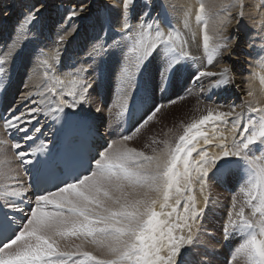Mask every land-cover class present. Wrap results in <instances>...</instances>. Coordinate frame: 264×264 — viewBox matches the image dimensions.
I'll use <instances>...</instances> for the list:
<instances>
[{"label": "snow or ice", "instance_id": "6c2138e0", "mask_svg": "<svg viewBox=\"0 0 264 264\" xmlns=\"http://www.w3.org/2000/svg\"><path fill=\"white\" fill-rule=\"evenodd\" d=\"M44 7L38 3L29 8L25 16L29 26ZM111 7L118 9L116 17L108 19L107 31L112 35L97 33L87 55L102 58L120 52L122 83L126 86L131 87L152 60L158 63L161 92L183 68L198 59L202 62L190 76L193 82L215 78L209 90L224 91L235 83L230 63L219 71L209 67L225 54L231 56L241 37L223 33L210 37L208 10L203 2L195 10V21L202 25L203 57L190 53L188 40L172 26L161 0H114ZM222 7L227 10V6ZM86 8L68 9L66 19L79 17ZM105 8L111 10L107 5ZM190 16L191 11L185 14V30L190 27ZM243 19L241 5L236 17L237 33ZM113 24L119 26L114 32ZM22 29L23 26L18 35ZM258 38L264 41V36ZM65 40V36H59L57 44L62 45ZM249 47L264 65V43L259 48L250 43ZM10 57L14 58L12 51L0 59V74L6 75L4 65ZM60 57L57 47L49 59L58 62ZM49 59L41 61L46 77L52 67ZM87 71L81 67L70 74L66 91L65 80L54 77L53 86L38 93L39 100L31 93L25 97L33 105L26 113L16 114L10 109L9 116L0 117L9 138L19 134L11 147L24 171L29 172L28 166H32L37 180L43 174L50 181H58L54 190L29 193L19 182L8 185L6 181L15 178L0 167V264H211V259L203 258L207 252H199L203 247L201 217L210 203L206 190L210 182H226L238 174L237 183L244 198L238 201L233 197L232 211L221 228L225 242L239 238L229 264L238 257L243 258V264H264V106L253 107L245 101L208 107L207 114L184 127L174 146L165 141L163 149H152L153 155L117 147L116 141L93 151L87 141L94 129L84 108L91 103L92 86L84 78ZM247 96L251 99L254 93L249 91ZM66 97H71V101ZM175 103L176 100L168 101ZM166 106L153 105L132 134L123 135L122 140H132ZM101 110L96 108V112ZM127 111L125 103L117 116L123 117ZM40 113L60 126L57 142H50L53 147L49 149L41 141L25 151L24 145L35 143L36 134L41 132L40 127L30 130L27 126ZM228 124L231 127L227 135L218 130ZM208 125L212 126L211 135L203 130ZM95 134L99 135L98 129ZM210 147L215 150L209 151ZM6 160L0 155V165H5ZM194 181L203 195L202 207L192 194ZM69 237L80 239L81 243L72 246L65 242ZM85 244L93 245L101 255L84 250Z\"/></svg>", "mask_w": 264, "mask_h": 264}, {"label": "bare ground", "instance_id": "6f19581e", "mask_svg": "<svg viewBox=\"0 0 264 264\" xmlns=\"http://www.w3.org/2000/svg\"><path fill=\"white\" fill-rule=\"evenodd\" d=\"M5 1H8L10 3L4 4ZM53 1L55 2L58 1V2L53 4L52 11L46 10V8H48L50 3H52ZM81 1L82 0H1L4 14H0V21L2 22L0 23V58L3 59L5 53H8L9 51H12L13 57L17 58V65H20V67L19 68L17 67L15 69L14 74L11 73L10 80L13 78V76H16L17 80H20V78L23 76L22 72H24L26 77H28V83L22 81V89L20 93L22 94V96L21 98H19L18 103L16 105V109H19L17 114L21 112L26 113L27 109L33 106L31 104V101L26 100L25 97L28 94H30L31 91H34L35 88L37 87H38L37 91L39 89V92H43L46 87L53 86L54 77H59L60 79L65 80L64 90L66 91L67 87L70 86L68 85V81L71 79L70 74L75 73L76 70L81 67L88 69V71L85 73L84 78H86L87 80L88 79L89 80L92 79L93 81L95 80V82L99 87L115 88L117 86L116 91L111 90L112 94L113 92L115 93V101L113 103L115 109L122 111V106L126 103L127 108L129 110V107H131V105L133 104L136 95L139 89H141L142 85L137 83V80L134 84L131 85V87H128L124 83H122V81L124 80V75L121 72V67L123 65V58L121 53L115 51L111 52L110 54L106 55L105 58L102 57L104 58L103 60L101 59V57L89 58L87 55V53L91 48L92 38L95 35H97V33H99L102 36L112 35L111 32L107 31L108 19L110 16L115 18L118 9L113 8L109 11L108 9L101 7L97 11H91L89 14V18H87L89 9L93 7L92 3L94 2L98 3L100 0H85L84 3L78 6V4ZM108 2H109L108 5L112 6L114 0H108ZM161 2L165 5L167 9L168 18L172 26L178 29L181 33H183L184 38L188 40V46H189L188 50L193 56L196 55L197 57L204 56L203 41H202L203 34L201 32L202 25L198 24L195 21V10L198 7L199 2H203L206 6V9L208 10L207 33L210 37L216 38L221 33L225 35L238 34L241 37L239 44L234 48L233 54L231 56L225 54L223 58H221L216 62L217 66L209 67V70L211 71H219L224 66L225 63H230L232 65L234 70L233 78L235 83L228 89V92H223L218 95L212 94L211 96L210 94L211 90H209V84L212 83L215 78H205L203 82H193L191 79L184 80L183 78H180V77H190L191 74H189V71L199 65V63L201 62V60L199 59L190 62L191 64L190 67L183 68L169 83L167 89L162 92V95H168L170 98L177 97V99H179V97L181 96L184 97L185 95H187L185 91V87L189 88V90H191V92L193 93V95H191L190 97L183 99L182 102L175 103V104L193 103L191 118L189 120H185L184 121L185 123H182L181 121L179 123L180 124L179 129L182 130L193 120L199 119L201 115L207 114L206 109L208 107L217 106L215 103L210 102V100L212 101L228 100L229 102L227 105L232 104L233 102L239 105L242 102L248 101L252 104L253 107L264 106V83H262V80H264V65H260L259 60L255 57L254 49L249 47L250 43H254L256 48H259L261 44L264 43V41L258 38L259 36H264V2H262V0H240V3H236V4H233L232 0H161ZM36 3L37 4L42 3L45 5V7L41 10L36 20L41 26V28L42 27L45 28L47 25V27H50L51 30L53 31L52 32L53 38L50 41V37H49L48 40V42L51 43L53 46L52 45L50 46L48 42L45 43L44 41L38 40L39 38L36 37L37 35L35 36L34 34L35 31L34 29L35 28L37 29L36 24H35V28H33L31 25L29 26L27 24L25 19H23L28 13L29 8H31L33 5H36ZM241 5H243L244 19H243V23L240 26V30L237 33L235 31L236 17L237 14L241 11ZM80 6H87L86 11L81 13L79 17L73 18L71 21L67 20L66 19L67 10L74 7L78 9ZM222 6H227V10H225V8ZM21 10H22V14H21ZM18 11L20 12L18 13ZM189 11H191V16L189 17L190 27L188 30H185L183 27V21L185 19V14ZM153 15H156V13L154 12ZM19 17H20V22L22 23L17 26L16 22L17 20H19ZM22 26H23L22 34L18 35V32L21 31ZM62 26L63 28L61 29ZM79 26L80 29L78 32H76V35L69 37L71 34H73V32L77 30ZM118 27H119L118 25L113 24V32L116 31ZM4 32H7V37L3 36ZM62 35L66 37V40L62 45H58L57 41L59 39V36ZM11 37L14 39H12ZM41 37L44 38V35L41 34ZM57 47H59L61 50V57L58 62L49 59V57L55 53ZM80 49H82L81 52L79 51ZM41 53H43V55H41ZM11 58L12 57H10L9 59ZM44 59H49V63L52 65V67L48 69L47 77L45 76V68L41 63V61ZM11 61L12 60H10L9 64H11ZM33 67H37L38 69L33 70L32 69ZM157 69H158L157 61L152 60L151 62L147 63L144 66L143 70L140 72V74L142 73L145 79L148 78V80L146 81L149 83V85L160 84V76ZM31 82H33L34 84H32ZM90 84H93V82L92 83L90 82ZM180 85L185 86L184 90H181ZM23 86L26 87L25 89L26 92L23 90ZM57 87L59 91L60 88L59 86ZM174 87L177 89H175L170 93H167V91L170 88H174ZM201 87H203L205 91L201 92ZM105 90L107 91V89ZM249 91H252L254 93V97L251 99L247 96V93ZM33 98L39 100V97L38 98L34 97V95ZM157 98L158 100L160 99L159 94ZM49 99H51V97H49ZM66 99L71 101V99L67 97ZM108 102L110 101L108 100ZM52 106L54 107V104ZM96 106L98 105H95L94 107L95 109L97 108ZM98 107H100L102 110L100 112H97L98 115L96 116L98 117L95 119H100V121L102 122L104 121V131L107 134L108 141L117 138L119 136L122 137L123 132L120 131V133H118L116 131V128L119 127L121 123H123L124 118L116 116V118H114L113 120H109L111 115L108 116L106 111L110 110V108L108 107L107 109L106 104L99 105ZM84 108L87 109L86 106H84ZM92 108L93 106L91 107V109ZM224 110H227V107H225ZM66 111L71 112L69 109H66ZM121 111H118L116 113H119ZM111 112H113V110ZM116 113L113 112V114ZM91 114L92 112L88 111V115L92 116ZM38 115H41V117L39 118L40 121L38 122L37 119L33 120L32 124L34 122H37L38 127H40L41 129L45 125H49V123L51 122L50 118H45L42 113ZM247 115H252V114L246 113V116ZM108 122L114 125V129L112 131H108L106 129V124ZM244 122L246 123L247 119H245ZM32 124H30V126H32ZM211 127H212L211 125H208L203 130L207 131L209 135H211ZM230 127H231L230 124L222 125L219 127L218 130L223 131L224 134L227 135L230 130ZM171 132H168L167 135H165V138L172 146H174L175 142L173 136L175 135L172 134L176 133L177 131L172 130ZM137 139L131 141L130 147H133L140 151H144L148 155L154 154L152 151L153 148L159 151L163 149L165 146L164 145L161 149H159L156 148L154 144H152L153 146L151 145L148 148H141L137 144L136 141ZM126 143L127 142L125 141H121L120 143H116V146L119 147L120 144H126ZM214 150H215L214 148L211 147L209 148V151H214ZM0 153H6V150L0 148ZM9 153L10 155L12 154L13 156V158H9V160L17 161L15 159L14 150L9 151ZM261 163H264V161H261ZM0 167H4L6 171H9V174L11 172L16 171L19 168H22L20 164H12V163L8 164V159L6 160L5 165H0ZM238 179H239V174L233 176V178H231L226 182L209 183V187H214V189L217 192H222L221 190L225 186L236 185L234 192L232 193V195H229L228 197L230 202L227 201L224 203V206L228 208L229 212L232 211L234 196L237 197L238 201H242L244 198L242 192L240 191V186L237 183ZM193 187L195 189L193 188L192 194L196 197L199 206L202 207L203 195L200 192L198 183L194 181ZM206 194H208L207 191ZM212 199L213 198L211 196L208 209L205 215L201 217L202 222L206 223V225L202 224L203 241L201 242L203 244L206 243V246L200 248L199 252L200 253L207 252L208 255L204 256L203 258L206 260L211 259V264H222L223 263L222 257H224L225 252L220 245L222 241H217L218 238L221 240L222 227L216 228L215 224L216 221H218L217 218L213 220H209L208 217H206L207 213L218 210L214 208L216 204L214 205ZM172 202H174V200ZM222 203L223 202L221 201L220 204ZM247 212L248 209H246V213ZM221 215L223 216V220H224L223 223H224L227 218V213L226 212L221 213ZM214 227H215V231H214L215 239L213 238L212 241L210 242L208 236H205L204 233L210 234L211 231L213 232L212 228ZM232 239L235 240L233 244L237 245L239 243V240L235 239L234 237ZM65 242L70 243V245L72 246H75L76 244L81 243V240L74 237H69ZM92 247L94 250L92 249ZM209 247L212 249L211 251L206 249ZM84 249L89 250L92 253L95 250H97L91 244H85ZM215 249H219L220 253L214 252ZM97 252H98L97 256H100L101 255L100 251ZM238 260L242 261V258H239Z\"/></svg>", "mask_w": 264, "mask_h": 264}, {"label": "rangeland", "instance_id": "374dc122", "mask_svg": "<svg viewBox=\"0 0 264 264\" xmlns=\"http://www.w3.org/2000/svg\"><path fill=\"white\" fill-rule=\"evenodd\" d=\"M58 2V1H57ZM57 2H55V1H53L52 3H50V5H49V7L48 8H46V10H50V11H52V6H53V4L54 3H57ZM72 2V1H71ZM85 2V0H82L79 4H78V6L79 5H81L82 3H84ZM8 3H10V2H8V1H5V3L4 4H8ZM96 2H94V3H92V8L91 9H89V12H88V14H87V18H89V14H90V12L91 11H97V10H99V8H101V7H104L105 8V6L107 5V6H109V9H113L110 5H108V0H100L98 3H96ZM37 4V3H36ZM98 5V6H97ZM59 6H60V4H59ZM20 11H18V13H19ZM17 13V14H18ZM0 14H4V10H3V5L1 4V0H0ZM21 14H22V10H21ZM27 15V14H26ZM4 16V15H3ZM23 19H25V17L23 18ZM18 22H19V24H18ZM0 23H2L1 21H0ZM22 22H20V17H19V20H17V22H16V24H17V26L18 25H20ZM35 24H36V27H37V29L35 28ZM38 25V26H37ZM26 26V25H25ZM31 26L33 27V28H35L34 30L36 31H34V34H35V36L36 37H38L37 39L38 40H41V41H44L45 43H47L48 42V40H49V37H50V41H51V39L53 38V31L51 30V28L50 27H47V25H46V27L45 28H41V26L39 25V23L37 22V20H35L32 24H31ZM26 28V27H25ZM41 28V29H40ZM63 28V26L61 27V29ZM47 29V30H46ZM79 29H80V26L77 28V30L75 31V32H73V34H71L69 37H72L73 35H76V32H78L79 31ZM44 30V31H43ZM69 32V31H68ZM41 34H43L44 35V38H42L41 37ZM3 36H6L7 37V32H4V35ZM14 36V35H13ZM12 36V37H13ZM11 37V38H12ZM41 38V39H40ZM12 39H14V38H12ZM68 41V40H67ZM49 43V42H48ZM67 43V42H66ZM65 43V44H66ZM49 45L51 46L52 44L51 43H49ZM53 46V45H52ZM65 46V45H64ZM240 46H241V44H240ZM7 47V46H6ZM80 52L82 51V49H80L79 50ZM64 53V52H63ZM2 56V55H1ZM196 57H197V55H196ZM16 58V57H15ZM15 58H11V59H7L6 61L7 62H5V65L6 66H4L5 68H6V71L8 72V73H15V69L18 67H20V65H17V58L15 59ZM104 58H105V56H104ZM104 58H101L102 60L104 59ZM1 59V58H0ZM4 59V58H3ZM13 59H14V61H13ZM10 60H12L11 61V64H9L10 63ZM16 60V61H15ZM245 61V60H244ZM202 62V61H201ZM201 62L199 63V65L198 66H196V67H194V69H191L190 71H189V74H192V73H194L195 72V70L197 69V68H199L200 67V65H201ZM244 63V62H243ZM243 63H242V66H243ZM14 64V65H13ZM12 66V67H11ZM215 66H217V63L215 64ZM14 72H13V71ZM10 71V72H9ZM141 75H142V73H141ZM143 76V75H142ZM90 78H92V77H90ZM99 78V77H98ZM139 78V77H138ZM144 78V77H143ZM180 78H183L184 80H190V77H180ZM85 80H87L86 78H85ZM146 80H148V78H146ZM89 81V82H88ZM87 82L90 84V82L92 83L93 82V84H91V88H90V101H92L93 100V98H94V100L90 103V104H92V106H93V108L91 109V107L89 106V105H85L86 107H87V109H88V111L89 112H96V109L94 108L95 107V105H101L100 103H99V99H98V97H100V95H103V97H104V99H105V102H104V104H106V108L108 109V107L110 108V110H107L106 111V113L108 114V116H110L111 115V117L109 118V120H113L114 118H116V116H117V113L116 112H118V111H121V110H117V109H115L114 108V101H115V98H112V96L114 95L115 96V93L113 92V94H112V92H111V90H112V87L110 88V89H108L107 87H99L98 85H97V83L95 82V80L93 81L92 79H88L87 80ZM95 82V83H94ZM32 84H34L33 82H31ZM96 84V85H95ZM152 85H154V88H155V90H156V92L157 93H159L161 90H160V88L158 87V85H156V84H152ZM198 85V84H197ZM35 86V85H34ZM95 87V88H94ZM184 85H180V88H181V90H184ZM38 88V87H37ZM37 88H35V90L34 91H31V94L32 95H34V97H39V99H40V96H37V94L38 93H40L39 92V89H38V91H37ZM159 88V89H158ZM93 89H95V90H93ZM105 89H107V91L105 90ZM175 89H177V88H170L168 91H167V93H170V92H172V91H174ZM112 91H114V90H112ZM185 91H186V93H187V95H185L184 97V99H186V98H188V97H190L191 95H193V93L191 92V90H189V88H186L185 87ZM106 92V93H105ZM223 92H228V90H226V91H224V90H211V96H212V94H220V93H223ZM36 93V94H35ZM161 94H162V92H160ZM190 93V94H189ZM98 95V96H97ZM108 95V96H107ZM21 96H22V94H20V97L19 98H21ZM97 96V97H96ZM187 96V97H186ZM67 98H69V99H72V98H70V97H67ZM109 98V99H108ZM156 99H158L157 98V96H156ZM176 100L177 99V97H171L169 100ZM211 99H212V97H211ZM108 100L110 101V102H108ZM168 100V101H169ZM177 102H182L183 101V99L182 100H180V99H177L176 100ZM95 102V103H94ZM176 102V103H177ZM210 102H212V103H215L216 105H227L228 104V100H224V101H219V100H210ZM94 103V104H93ZM163 104V103H162ZM165 105H167L166 107H164L162 110H161V112L160 113H158L157 114V116L153 119V121H151V122H149V124L148 125H146L144 128H142L141 130H140V132L139 133H137L136 135H134L133 136V139L132 140H135V139H137L136 141H137V144H138V146L139 147H141V148H148V147H150L152 144H154L155 145V147L156 148H159V149H161L163 146H164V142L165 141H167L166 140V138H165V135H167V133L168 132H171L172 130H175V131H177L176 133H174V134H172V135H175V136H173L174 137V142L178 139V137H179V135H182L183 134V131H184V128L182 129V130H180L179 129V127H180V122L182 121V123H185L184 121L185 120H189L190 118H191V114H192V105H193V103H188V104H185V103H179V104H168V103H164ZM232 104H236L235 102H233ZM188 105V106H187ZM98 106H96V107H98ZM113 106V107H112ZM90 107V108H89ZM94 109V110H93ZM113 110V112H115L116 114H113V112H111ZM20 114V113H19ZM126 115H127V113L123 116V120L125 121V118H126ZM113 116V117H112ZM124 121H123V123H121L122 124V127H121V129H120V131L121 132H123V124H124ZM185 126V125H184ZM179 129V130H178ZM179 132V133H178ZM132 133V132H131ZM171 133H173V132H171ZM119 137H121V136H119ZM132 140H130V141H125V142H127L126 144H120V146L119 147H128V148H133V147H130V144H131V141ZM116 141V143H120L121 141H123L122 139L121 140H115ZM153 141H156V143H153ZM125 145V146H124ZM146 145L148 146V147H146ZM153 146V145H152ZM138 150V149H137ZM138 151H140V150H138ZM3 155L4 157H6L8 160H9V158H10V155H8V153H7V151H6V153H0V155ZM211 194V195H210ZM209 195H210V197L212 196V201H213V203H214V205H215V209H218V211H222V212H228V209H226V208H221V206H222V204H220L221 203V201L222 202H225L226 200L225 199H223L222 198V196H221V194H217V193H214L213 191L211 192V193H209ZM218 196H220V197H218ZM219 201V202H218ZM218 203V204H217ZM218 205V206H217ZM224 209V210H223ZM202 224H205L206 225V223L205 222H202ZM223 225V222H221V223H219L218 224V226H222ZM204 235L205 236H207V234L206 233H204ZM200 238H202V236H200ZM67 243V242H66ZM68 244H70V243H68ZM220 245H221V247H222V249L224 250V252L225 253H227L228 251H226L224 248H223V246H222V243H220ZM234 246H236V245H234ZM91 249V248H90ZM92 249H93V247H92ZM231 249H232V247H231ZM85 250V249H84ZM94 250V249H93ZM87 251H89V250H87ZM98 250H95L93 253H94V255H98V252H97ZM231 251V250H230ZM240 257H238L237 258V260L234 262V264L237 262V264H239V263H242L243 262V258H242V261L241 260H238ZM227 259H228V262H230V261H232V256H229V257H227ZM241 261V262H240ZM223 264V263H222Z\"/></svg>", "mask_w": 264, "mask_h": 264}]
</instances>
